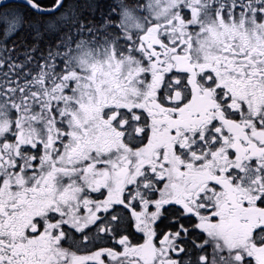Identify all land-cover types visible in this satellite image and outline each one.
<instances>
[{"label": "snow or ice", "instance_id": "6c2138e0", "mask_svg": "<svg viewBox=\"0 0 264 264\" xmlns=\"http://www.w3.org/2000/svg\"><path fill=\"white\" fill-rule=\"evenodd\" d=\"M0 264H264V0H0Z\"/></svg>", "mask_w": 264, "mask_h": 264}]
</instances>
